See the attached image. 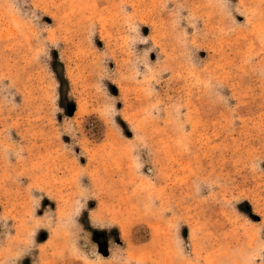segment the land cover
I'll use <instances>...</instances> for the list:
<instances>
[{
    "label": "rangeland",
    "instance_id": "rangeland-1",
    "mask_svg": "<svg viewBox=\"0 0 264 264\" xmlns=\"http://www.w3.org/2000/svg\"><path fill=\"white\" fill-rule=\"evenodd\" d=\"M0 264H264V0H0Z\"/></svg>",
    "mask_w": 264,
    "mask_h": 264
}]
</instances>
